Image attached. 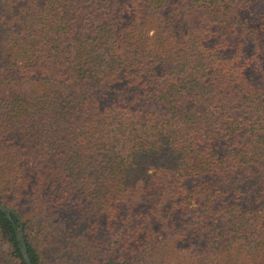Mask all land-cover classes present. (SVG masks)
I'll use <instances>...</instances> for the list:
<instances>
[{
  "label": "trees",
  "instance_id": "1",
  "mask_svg": "<svg viewBox=\"0 0 264 264\" xmlns=\"http://www.w3.org/2000/svg\"><path fill=\"white\" fill-rule=\"evenodd\" d=\"M0 202L33 264L264 260V0H0Z\"/></svg>",
  "mask_w": 264,
  "mask_h": 264
},
{
  "label": "rangeland",
  "instance_id": "2",
  "mask_svg": "<svg viewBox=\"0 0 264 264\" xmlns=\"http://www.w3.org/2000/svg\"><path fill=\"white\" fill-rule=\"evenodd\" d=\"M146 27H148L151 34L153 32L151 26L146 24ZM37 244L41 246L45 257L49 258V260L55 259L48 252L46 243L42 238L38 240ZM167 259L169 264H264V260L261 257H257V259L245 257L243 251H241V254H238L235 250L227 252L226 250L215 248L192 247L187 243L180 244L174 250L173 255Z\"/></svg>",
  "mask_w": 264,
  "mask_h": 264
},
{
  "label": "water",
  "instance_id": "3",
  "mask_svg": "<svg viewBox=\"0 0 264 264\" xmlns=\"http://www.w3.org/2000/svg\"><path fill=\"white\" fill-rule=\"evenodd\" d=\"M0 209L5 213V215L14 224L16 240L18 242L19 249H20L21 255H22L25 263L26 264H33L31 259H30L29 254H28V251H27V246H26V242H25V239H24V235H23V224H22V221H21L18 213L13 211L12 208H10V206L4 204L3 202H0ZM11 213H13L16 216L17 225H15L14 219H13Z\"/></svg>",
  "mask_w": 264,
  "mask_h": 264
}]
</instances>
